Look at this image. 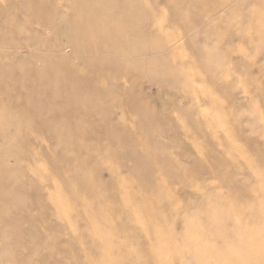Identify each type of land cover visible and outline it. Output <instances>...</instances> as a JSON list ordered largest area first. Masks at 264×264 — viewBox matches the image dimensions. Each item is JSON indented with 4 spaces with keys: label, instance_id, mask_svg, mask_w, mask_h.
I'll use <instances>...</instances> for the list:
<instances>
[{
    "label": "rangeland",
    "instance_id": "rangeland-1",
    "mask_svg": "<svg viewBox=\"0 0 264 264\" xmlns=\"http://www.w3.org/2000/svg\"><path fill=\"white\" fill-rule=\"evenodd\" d=\"M0 130V264H81L100 208L122 240L139 211L162 237L263 242L264 0H0Z\"/></svg>",
    "mask_w": 264,
    "mask_h": 264
},
{
    "label": "bare ground",
    "instance_id": "bare-ground-1",
    "mask_svg": "<svg viewBox=\"0 0 264 264\" xmlns=\"http://www.w3.org/2000/svg\"><path fill=\"white\" fill-rule=\"evenodd\" d=\"M82 8L86 9H92L96 11L97 9H104L105 5H101L97 2H86L82 3L79 5ZM127 6V4H126ZM125 9V5L123 7ZM162 21V20H161ZM178 67L175 69L177 70ZM179 72H182L183 69L179 67L178 69ZM192 83V82H191ZM205 110V109H204ZM216 114V113H215ZM218 114V113H217ZM10 118V116H8ZM220 124V123H219ZM222 129V128H221ZM223 130V129H222ZM0 136L4 138L2 143L0 144V150L2 151H7L10 148L9 144V135L8 133L0 130ZM10 184L12 181L8 180ZM40 186H45V182L40 181ZM46 187V186H45ZM50 187V186H49ZM56 188V187H55ZM263 188V187H262ZM261 188V189H262ZM56 191V189H53ZM140 194V193H139ZM10 199V198H9ZM8 199L7 202H11ZM255 200V199H254ZM149 202V201H148ZM104 205L102 203V200L98 201V206ZM129 204H123L121 206L127 207ZM59 207L61 206H56L53 211L55 213H60L65 214L64 216L67 217L65 210L60 209ZM65 209V208H64ZM228 211V210H227ZM230 211V210H229ZM104 209H98V213H100L99 218L96 217H88L87 221L84 223L85 228H84V233H88L89 231L95 233L92 237L88 238V250L87 252L85 251L83 253V260L81 261V264H164L165 262V257L163 260V263L158 259L162 258L165 255H175L177 258V261L175 263L177 264H229L228 260L226 258V254L230 250L233 251L232 248H234L233 243H231L230 248L226 243H223L225 245H221L220 247L225 248L227 250V253L225 255H219L221 252L220 247L217 246L216 244L214 246V243L211 247V245H200L199 242L202 241V239H207L211 238V236L217 235V234H227L229 235L237 244L239 245H245L247 248H252L250 251H254L252 254L253 257L260 256V251L263 253L264 251V233L260 236L263 239V242H259V240L254 238H259V233H257V228L254 226L255 224L248 225L249 223H244V227L238 230V227L234 229L233 227H210L207 231L205 232H194L190 230L187 227L183 228L181 231H176V230H170V232L167 235H164L163 237L160 235H155V233L159 230L158 226H162L161 223L164 221L162 220H150L149 221V227L144 228L141 223L142 221V215L140 214L139 211H130L134 212V215L137 216L136 219H132V221H126L128 223H131L133 226L136 228H139L138 232V238L137 239H125L122 240L125 236L122 230H114L111 228L106 227L113 221L111 219V214H108ZM226 211H213L211 214L208 215L210 218V215L217 220L218 213H222V215L225 214ZM258 211L255 212V217L257 220L253 221H258L260 215L263 216L264 212L257 213ZM229 214V212H228ZM229 216V215H228ZM191 218V217H189ZM262 218V217H261ZM264 218L261 220L263 221ZM249 220V221H252ZM60 222H65L64 219L60 218ZM260 221V219H259ZM191 222L188 217L183 221L184 224H189ZM255 222V223H256ZM251 223V222H250ZM247 224V226L245 225ZM261 222L259 223V225ZM238 226V225H237ZM240 226V225H239ZM261 227V226H260ZM261 230V228H259ZM258 231L260 232V230ZM157 230V231H156ZM244 232L245 236L242 235ZM259 234V235H258ZM258 236V237H257ZM141 239L140 242H137V240ZM180 239H186V243L179 242ZM212 239V238H211ZM260 239V238H259ZM91 240V241H90ZM232 240V242H233ZM256 240L258 242H256ZM203 242V241H202ZM234 242V243H235ZM209 244V243H208ZM227 244V245H226ZM206 246V247H205ZM236 249L234 251H238L237 246H235ZM255 250H254V249ZM259 249H262L258 251ZM230 251V255L233 257V253L236 254L235 252L232 253ZM252 251V252H253ZM239 254H241L238 251ZM238 258H241L242 256H239ZM263 255V254H262ZM143 256H148L149 260H143ZM222 256V258H220ZM225 256V257H224ZM169 258H171L169 256ZM169 258H167L169 260ZM163 259V258H162ZM228 260V262L226 261ZM242 259V258H241ZM167 260V261H168ZM239 260V259H238ZM171 259L168 261L170 264ZM173 261V260H172ZM166 262V263H168ZM245 263V262H244ZM171 264H173L171 262ZM246 264V263H245Z\"/></svg>",
    "mask_w": 264,
    "mask_h": 264
}]
</instances>
